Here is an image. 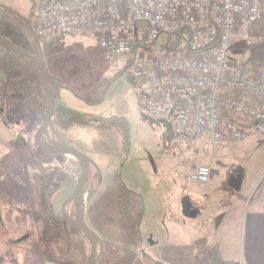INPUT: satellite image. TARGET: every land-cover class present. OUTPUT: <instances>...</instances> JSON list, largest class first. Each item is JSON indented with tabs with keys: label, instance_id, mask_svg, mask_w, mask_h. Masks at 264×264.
<instances>
[{
	"label": "rangeland",
	"instance_id": "obj_1",
	"mask_svg": "<svg viewBox=\"0 0 264 264\" xmlns=\"http://www.w3.org/2000/svg\"><path fill=\"white\" fill-rule=\"evenodd\" d=\"M0 6L32 18L29 0H0ZM243 34L240 29L230 55L263 63L264 41L250 43ZM48 43L50 47L40 43L37 51L47 71L63 86L59 90V100L94 122L121 118L113 122L117 129L77 126L57 130L54 137L61 145L85 154L90 161L92 176L85 185L82 212L85 224L99 238L96 264H170L171 251L173 256L176 253L174 246L173 250L170 246V230L182 229L183 214L195 210L191 192L193 187L198 186L187 185L186 176L198 165H209L216 171L210 178V189L206 193L204 189L196 190L200 199L205 194L211 199L230 198L226 192L236 183V178L231 179V173L223 167L229 161H237L235 165L245 167L248 172L245 176L249 177L241 181L244 190L239 198L235 196L234 201L250 198L246 191L255 177L257 185L262 182L264 137L230 141L218 146L205 143L188 156L184 154L174 158L168 154L161 138L166 124L161 122L151 126L142 117V112L146 111V107L141 106L145 96L138 81L125 70L110 80L118 69L123 68L122 64L111 69L90 36H65L61 41L51 37ZM156 44H159L158 41ZM241 51L244 55H238ZM5 53L0 47V87L8 84ZM4 104L2 109L0 107V149H4L0 150V234L30 236L40 241V193L53 184H62L50 198L53 220L51 247L56 254L65 257L62 264H86L89 244L79 241L78 247L70 249L64 234L63 205L79 175L78 159L64 155L55 159L42 152L34 141V108L26 107L15 93ZM11 128L16 130V135L11 133ZM43 140L46 141V138L43 137ZM228 150L237 152L239 159H224L223 153ZM240 171L238 168L237 173L242 178L244 174ZM121 187L135 191L141 197L142 215L137 227L140 243L137 245L133 232L124 226L114 203L117 189ZM241 210L245 211L244 207L229 214L226 237L213 236L210 244L205 242L209 246L204 250L209 249L203 252L200 259L203 264L221 263L220 256L216 255L220 240L222 246L228 247L229 264H239L238 223ZM65 211L72 217L71 202L66 204ZM203 214H207L205 208ZM178 255L182 262V253Z\"/></svg>",
	"mask_w": 264,
	"mask_h": 264
},
{
	"label": "built area",
	"instance_id": "obj_2",
	"mask_svg": "<svg viewBox=\"0 0 264 264\" xmlns=\"http://www.w3.org/2000/svg\"><path fill=\"white\" fill-rule=\"evenodd\" d=\"M29 1L35 38L90 36L111 69L122 64L138 81L149 116L172 126L170 156L184 155L191 140L218 146L264 135V62L230 55L240 29L264 18V0ZM180 29L189 50L156 44L162 32ZM210 174L201 164L186 181L206 183Z\"/></svg>",
	"mask_w": 264,
	"mask_h": 264
},
{
	"label": "trees",
	"instance_id": "obj_3",
	"mask_svg": "<svg viewBox=\"0 0 264 264\" xmlns=\"http://www.w3.org/2000/svg\"><path fill=\"white\" fill-rule=\"evenodd\" d=\"M242 31L243 33H248L250 36H264V18L244 26L242 28ZM0 35L6 37L11 42L30 53L35 52V42L32 31L31 17H25L23 14L17 13L12 9H7L3 6H0ZM62 37L65 36H55L57 41H61ZM48 39H38L36 42L37 50L40 43L45 46L49 45L48 47H50L51 44L48 43ZM157 41L159 43L158 45L166 48L170 52H175L179 55L180 53H184V51L189 50V35L185 29L164 31L159 35ZM234 41L232 42V48ZM5 52V69L7 72L8 84L0 87V107L2 109V107L5 106L4 103L12 95V93L18 95L20 100L23 104L26 105V107H28L29 109L34 108L33 110L35 119L33 121V129L35 131L43 122V114L45 110L44 105L46 106L45 94L39 84L37 77L29 67V65L26 63V61L13 52H9L6 50ZM234 53L236 54V52ZM241 54L244 55L242 51L239 52L238 55ZM123 70L124 68L118 69L110 78V80L118 77ZM31 75L33 78L31 77ZM141 106L146 107L144 103H141ZM142 117L151 126L159 125L161 122L166 124L161 138L163 141V146L166 147L167 150H169L174 133L170 123L168 121L151 118L147 112V109L145 112H142ZM225 117L228 120L243 124V122H240L238 118L232 117L230 115H226ZM120 120L121 118H107L99 119L94 122V120L86 117L84 114L68 108L64 103L60 104L56 101L51 123L55 131L67 130L69 128L77 126H94L99 130H104L110 128L117 129L113 122ZM109 121H111L110 124ZM201 144L205 143L200 140H191L186 146L187 151L185 153V156H188V154L191 153L192 150H197ZM49 156L58 159L62 155ZM61 187L62 184L57 183L51 185L50 187H47V189L45 188L44 190H42V192L40 193L39 209L42 220V239L40 241L43 247V251L48 257L60 262H62L65 257L56 254L51 247L53 237V220L50 209V198ZM141 202V197L135 191H132L126 187L117 189L114 203L117 204L118 214L124 226L127 227L131 225V229H134L133 231L131 230L133 232V237H136V234L138 232V230L136 229L139 216L142 211ZM64 234L67 246L70 249L78 247L79 241H83L89 244L83 233L75 228L70 227L66 221L64 223Z\"/></svg>",
	"mask_w": 264,
	"mask_h": 264
},
{
	"label": "crops",
	"instance_id": "obj_4",
	"mask_svg": "<svg viewBox=\"0 0 264 264\" xmlns=\"http://www.w3.org/2000/svg\"><path fill=\"white\" fill-rule=\"evenodd\" d=\"M258 137V136H257ZM253 137L251 139L257 138ZM264 137V135H262ZM250 139V140H251ZM247 141V140H245ZM249 141V140H248ZM0 150H4L1 148ZM237 152L234 150H228L223 153V158H238ZM241 156V151H239ZM2 153H0V158ZM239 159V158H238ZM236 162L226 163L223 167L230 172V177L236 178V183L231 185L227 194L228 196L222 197L221 199H211L210 195H202L204 198H199L197 196L196 190L204 189L205 193L210 189L209 182L204 185L187 183V185H197L198 187H193L191 192V197L193 198L195 204V210L185 212L182 216L183 225L182 229L174 230L171 228L169 237H171L170 246L173 250H176L175 256L171 251L169 256L170 264H203L200 259L203 256V252L208 251L206 249L211 243V238L213 236L226 237V224L229 218V214L233 211H239L240 207H244L245 211L241 210V215L239 217V229H238V259L239 264H264V178L262 182L257 185L256 178L255 181L250 184L249 189L246 191V195L250 196L247 201L236 200L235 196L239 198L241 191H243L242 180L249 177L245 176V167H240ZM221 168V167H220ZM241 169L244 176L241 178L237 169ZM240 171V172H241ZM216 171L211 169L210 178H213ZM239 181V183H237ZM203 208L207 213L203 216ZM203 216V217H202ZM205 245V242H208ZM222 240H220L221 242ZM219 242L217 244L216 255L221 258L220 264H229L227 259L228 247L222 246ZM215 244V245H216ZM194 249V250H193ZM212 250L209 251V259ZM182 253L180 262V256L178 254ZM206 254V253H205ZM193 255V256H192ZM192 256V257H191ZM52 262H50V261ZM0 264H62L60 261H56L49 258L43 251L41 242L38 239H32V237L27 236H8L0 234Z\"/></svg>",
	"mask_w": 264,
	"mask_h": 264
},
{
	"label": "water",
	"instance_id": "obj_5",
	"mask_svg": "<svg viewBox=\"0 0 264 264\" xmlns=\"http://www.w3.org/2000/svg\"><path fill=\"white\" fill-rule=\"evenodd\" d=\"M34 42L35 52L30 53L17 46L6 37L0 35V47L6 51L17 54L26 61V63L29 65V67L37 77L39 84L45 94L46 107L43 114V122L36 130L34 135V141L36 145L48 154L71 156L78 159L80 167L79 175L76 179V183L71 195L66 199L63 205V215L67 224L70 227L81 231L89 243V253L86 258V264H96L99 238L97 234L85 224L83 218L84 213L82 212L81 207L84 199L85 185L89 175L90 161L85 154L81 153L75 148L61 145L59 141L55 140L54 138L56 136V131L53 128L51 121L54 114L55 102L57 101L60 104H63L58 98L59 90L63 86L59 84L55 80V78L47 71L43 61L38 54L36 45L37 40L35 37ZM49 130L51 131V133H49ZM43 136L47 138V141L43 140ZM68 202H72L74 210L73 217H70L65 211V207Z\"/></svg>",
	"mask_w": 264,
	"mask_h": 264
},
{
	"label": "flooded vegetation",
	"instance_id": "obj_6",
	"mask_svg": "<svg viewBox=\"0 0 264 264\" xmlns=\"http://www.w3.org/2000/svg\"><path fill=\"white\" fill-rule=\"evenodd\" d=\"M38 128H39V126H38ZM37 128V129H38ZM36 129V130H37ZM36 130L34 131V132H36ZM43 137H45V136H43ZM46 138V137H45ZM46 141H47V138H46ZM38 147V146H37ZM39 148V147H38ZM40 149V148H39ZM41 150V149H40ZM42 152H44L43 150H41ZM45 154H48V153H46V152H44ZM49 155H52V154H49ZM90 176H92V172L90 171V168H89V175H88V179L90 178ZM87 179V180H88ZM69 203V202H68ZM72 203V202H71ZM141 207H142V202H141ZM74 211V210H73ZM84 215V214H83ZM141 215H142V211H141V214H140V216H139V220H138V225H139V223H140V220H141ZM72 217H73V214H72ZM138 225H137V227H138ZM127 227H129L130 229H131V225H129V226H127ZM132 231L134 230V229H131ZM136 230H138V229H136ZM134 239V241H135V243H136V245L138 244V243H140V241H139V232H137V234H136V237L135 238H133Z\"/></svg>",
	"mask_w": 264,
	"mask_h": 264
},
{
	"label": "bare ground",
	"instance_id": "obj_7",
	"mask_svg": "<svg viewBox=\"0 0 264 264\" xmlns=\"http://www.w3.org/2000/svg\"><path fill=\"white\" fill-rule=\"evenodd\" d=\"M75 158V157H74ZM76 159V158H75ZM81 207H82V204H81Z\"/></svg>",
	"mask_w": 264,
	"mask_h": 264
}]
</instances>
